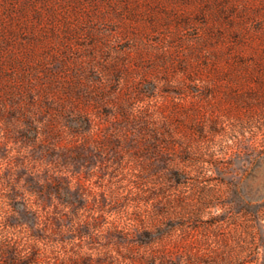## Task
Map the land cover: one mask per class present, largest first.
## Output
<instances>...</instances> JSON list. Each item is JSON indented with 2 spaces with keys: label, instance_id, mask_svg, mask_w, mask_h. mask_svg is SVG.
I'll return each instance as SVG.
<instances>
[{
  "label": "rangeland",
  "instance_id": "374dc122",
  "mask_svg": "<svg viewBox=\"0 0 264 264\" xmlns=\"http://www.w3.org/2000/svg\"><path fill=\"white\" fill-rule=\"evenodd\" d=\"M0 264H264V0H0Z\"/></svg>",
  "mask_w": 264,
  "mask_h": 264
},
{
  "label": "trees",
  "instance_id": "16d2710c",
  "mask_svg": "<svg viewBox=\"0 0 264 264\" xmlns=\"http://www.w3.org/2000/svg\"><path fill=\"white\" fill-rule=\"evenodd\" d=\"M7 253H8L9 255H11L10 259H14V258H15L14 256L17 255V253H16L15 251L7 252Z\"/></svg>",
  "mask_w": 264,
  "mask_h": 264
}]
</instances>
